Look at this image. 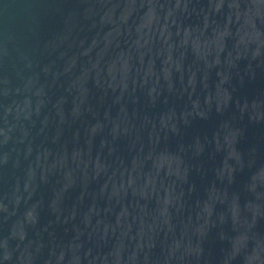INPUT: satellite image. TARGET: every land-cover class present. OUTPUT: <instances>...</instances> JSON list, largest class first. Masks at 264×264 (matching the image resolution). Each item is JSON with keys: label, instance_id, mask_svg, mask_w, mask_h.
I'll return each instance as SVG.
<instances>
[{"label": "water", "instance_id": "95a60500", "mask_svg": "<svg viewBox=\"0 0 264 264\" xmlns=\"http://www.w3.org/2000/svg\"><path fill=\"white\" fill-rule=\"evenodd\" d=\"M0 264H264V0H0Z\"/></svg>", "mask_w": 264, "mask_h": 264}]
</instances>
